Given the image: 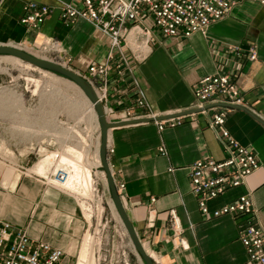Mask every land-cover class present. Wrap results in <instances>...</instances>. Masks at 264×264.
<instances>
[{"label": "crops", "instance_id": "crops-1", "mask_svg": "<svg viewBox=\"0 0 264 264\" xmlns=\"http://www.w3.org/2000/svg\"><path fill=\"white\" fill-rule=\"evenodd\" d=\"M27 1L52 8L36 30L19 21ZM73 1L0 0V44L39 47L55 40L58 49L49 51L78 71L92 63L106 64L102 103L115 110L132 106L140 88L146 110L157 116L189 108L200 77L232 75L243 105L228 107L225 126L240 144L254 150L259 165L244 183L209 199L207 206L212 210L248 194L253 214L210 216L200 211L188 167L198 158L224 156L204 113L181 114V123L161 130L153 121L112 127L106 156L122 205L155 264H246L238 231L248 224L264 225V2L241 0L225 16L187 37L162 35L146 17L126 24L120 48H113L108 36L89 21L60 19L59 6ZM249 46L256 52L253 60L244 54ZM233 47L243 53L236 55ZM36 144L49 153L65 150L50 134ZM160 146L165 154L158 151ZM13 148L17 153L0 155V219L62 250L56 264H71L88 226L78 197L49 180L51 164L46 173L32 170L39 160L34 151L22 154L23 148ZM100 181L105 190V176ZM111 205L110 212L115 209Z\"/></svg>", "mask_w": 264, "mask_h": 264}, {"label": "built area", "instance_id": "built-area-1", "mask_svg": "<svg viewBox=\"0 0 264 264\" xmlns=\"http://www.w3.org/2000/svg\"><path fill=\"white\" fill-rule=\"evenodd\" d=\"M239 1L241 0H76L61 4L59 17L68 23L76 18L89 21L108 36L111 47L120 48L122 31L128 23L150 17L152 26L162 35L187 37L225 16ZM258 1L264 2V0ZM51 12L52 8L45 4L27 1L23 5L19 21L26 28L36 30ZM40 46L45 50L58 49L55 40L44 41ZM233 52L236 55L243 53L238 47H233ZM244 54L249 60L256 58V52L252 46L244 50ZM128 70L131 73L130 67ZM76 72L94 88L108 121L150 117L160 130L165 126H174L182 122L183 115H167L164 119H157L156 114L146 110L148 105L140 88H137L132 106L115 110L102 103L106 98L107 66L105 63H92L84 71L76 70ZM192 94L193 104L186 110L194 111L186 114H193L196 111L206 114L208 127L215 133L224 152L221 159L202 157L192 161L188 167L190 189L198 200L200 211L210 216L253 214L255 209L248 194H241L212 210L207 206L209 199L218 196L228 188L244 183L246 177L259 165L254 150L240 144L225 126L228 107L243 105L240 90L230 73L216 72L200 77L193 86ZM84 128L85 126H81L80 130L87 136V141L81 140V146L87 147L90 151L98 144L100 131L97 127L95 128L94 140L88 138ZM78 139L81 138L76 135L69 141L77 144ZM34 147L35 145L32 146L33 149ZM158 151L165 154L162 146L158 148ZM50 167L49 180L69 190L63 185L69 179L71 168L67 163L60 161L59 152L54 153ZM118 187L122 188L123 184H119ZM74 192L78 194V201L83 199L82 202L88 201V205L91 206L92 199L85 194ZM91 193L93 196L97 195L96 185L92 186ZM101 196L99 195L98 199ZM98 199L95 198L96 201ZM80 208L82 211L88 210L87 207L80 206ZM170 215L173 223H176L173 210H170ZM238 238L247 255L246 264H264V225L248 224L238 231ZM62 255L63 252L59 248L45 241L30 238L24 227H14L10 222L0 219V264H56Z\"/></svg>", "mask_w": 264, "mask_h": 264}, {"label": "rangeland", "instance_id": "rangeland-1", "mask_svg": "<svg viewBox=\"0 0 264 264\" xmlns=\"http://www.w3.org/2000/svg\"><path fill=\"white\" fill-rule=\"evenodd\" d=\"M147 22L152 24L151 20ZM16 47L76 71L67 61L41 46L17 44ZM81 126H85L88 138L95 140L94 130L96 127L99 129V126L94 110L77 86L58 73L33 66L10 55L0 54V140L3 141L0 144V155H13L17 153L13 147H21L22 154L32 150L39 160L46 158L49 167L55 152L49 153L36 144V140L49 134L65 148L59 152V157L73 156L71 148L78 150L81 153V163L89 169L90 191L77 192L93 200L91 206L88 201L82 202L83 199L78 201L82 208H88L87 211H82V215L88 224L86 231L92 239V249L86 264H143L135 255L116 210L112 209L110 212L112 201L107 188H102L100 177L104 179L105 175L99 159L95 156L98 144L93 151L81 146V140L87 141V136L80 130ZM76 135L81 138L78 139L79 142L70 143V138ZM93 185L97 187V195L94 196L91 193ZM69 192L78 197L76 192ZM99 195H102L100 199ZM84 237L83 235L80 240L71 264L77 261Z\"/></svg>", "mask_w": 264, "mask_h": 264}, {"label": "water", "instance_id": "water-1", "mask_svg": "<svg viewBox=\"0 0 264 264\" xmlns=\"http://www.w3.org/2000/svg\"><path fill=\"white\" fill-rule=\"evenodd\" d=\"M0 54L17 57L18 59L23 60L33 66L58 73L59 75L72 81L74 84H76L81 89V91L86 96L88 101L92 104V107L95 112L96 120L99 126L100 140L98 143L97 154H98V159L100 161V164L102 166V169L105 175L110 199L119 216L121 224L124 228V231L127 234V237L133 249L140 256L144 264H155L152 258L144 250L141 242L138 239L137 233L134 230L127 216V213L122 205L120 196L114 184V180H113L110 167L108 164L107 156H106V138H107L108 129L115 127V126L123 125V124H131V123H136V122H148V121H151L152 119L150 117H139V118H132L129 120L108 121L104 115L102 104L98 100L94 88L89 84V82L86 79H84L81 75H79L75 70L69 67H66L63 64H60L53 60L33 55L11 44H0ZM237 107H241V106H237ZM191 111H194V110H191V109L182 110V111H179L173 114V116L181 115V114L188 113ZM165 117L166 116H158L157 119H161Z\"/></svg>", "mask_w": 264, "mask_h": 264}, {"label": "bare ground", "instance_id": "bare-ground-1", "mask_svg": "<svg viewBox=\"0 0 264 264\" xmlns=\"http://www.w3.org/2000/svg\"><path fill=\"white\" fill-rule=\"evenodd\" d=\"M14 58L18 59L17 57H14ZM74 85L77 86L76 84H74ZM94 114H95V112H94ZM97 148L95 150L96 153H97ZM70 152L73 156L62 155L60 157V161L67 163L71 168L69 179L66 181V183L63 186H65V188H67L71 191H81V193H84L85 191H88L89 187H90L89 169L81 163V161H80L81 153L78 150L71 148ZM95 156L98 158V154H96ZM47 167H48V160L45 158L43 160H39L38 162H36V164L33 165L32 170L36 171V173H44L45 170L48 169ZM84 236L85 237L83 239V242H82V244L78 250L77 261L75 264H86V261L88 260L91 249H92V247H91L92 246V239H91L90 234L86 231V234H84ZM134 253L137 256V258L141 260L140 256L137 254V252L135 250H134ZM141 262L143 263L142 260H141Z\"/></svg>", "mask_w": 264, "mask_h": 264}]
</instances>
